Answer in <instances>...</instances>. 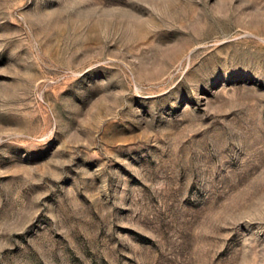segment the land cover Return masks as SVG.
I'll return each instance as SVG.
<instances>
[{
	"label": "rangeland",
	"instance_id": "rangeland-1",
	"mask_svg": "<svg viewBox=\"0 0 264 264\" xmlns=\"http://www.w3.org/2000/svg\"><path fill=\"white\" fill-rule=\"evenodd\" d=\"M0 264H264V0H0Z\"/></svg>",
	"mask_w": 264,
	"mask_h": 264
}]
</instances>
